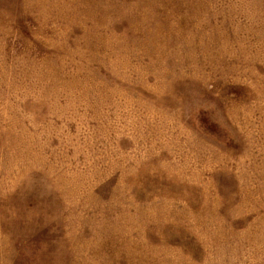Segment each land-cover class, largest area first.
<instances>
[{"label":"rangeland","instance_id":"rangeland-1","mask_svg":"<svg viewBox=\"0 0 264 264\" xmlns=\"http://www.w3.org/2000/svg\"><path fill=\"white\" fill-rule=\"evenodd\" d=\"M0 264H264V0H0Z\"/></svg>","mask_w":264,"mask_h":264}]
</instances>
